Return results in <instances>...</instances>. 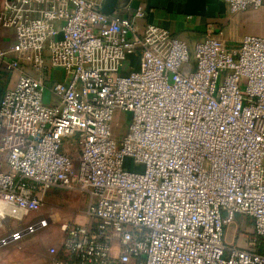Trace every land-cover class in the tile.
<instances>
[{
  "label": "built area",
  "instance_id": "obj_1",
  "mask_svg": "<svg viewBox=\"0 0 264 264\" xmlns=\"http://www.w3.org/2000/svg\"><path fill=\"white\" fill-rule=\"evenodd\" d=\"M103 4L1 0L15 40L0 66L19 76L0 95V246L48 227L59 187L85 195L89 222L60 224L53 264H264V36L211 31L190 49L140 27L143 4ZM238 215L243 246L224 240Z\"/></svg>",
  "mask_w": 264,
  "mask_h": 264
},
{
  "label": "rangeland",
  "instance_id": "obj_2",
  "mask_svg": "<svg viewBox=\"0 0 264 264\" xmlns=\"http://www.w3.org/2000/svg\"><path fill=\"white\" fill-rule=\"evenodd\" d=\"M223 10L224 21L221 22V26L227 34L233 37H242L246 34L264 36V5L258 8L248 7L236 13H232L228 6ZM217 33L219 35L220 30ZM220 36L223 39L222 35ZM57 73L58 71L54 75L56 76ZM51 97L49 89L45 88L44 102H49ZM127 117L128 115L120 116L116 112L112 125L117 132L123 133L125 131ZM118 122H121L120 127L117 125ZM129 168L133 169V166L129 165ZM41 211L45 214H55L52 223L48 227L26 236L19 242L0 246V264H36L38 257H41L47 251V248L58 246L61 236L60 224L65 219L72 218L80 223L89 222L86 215L87 198L84 194L73 190L59 187L51 188L46 195ZM252 229L251 219L238 215L225 228L224 240L227 244L236 242L238 245L243 246L245 245V238L251 234ZM35 237L45 243L41 244Z\"/></svg>",
  "mask_w": 264,
  "mask_h": 264
},
{
  "label": "crops",
  "instance_id": "obj_3",
  "mask_svg": "<svg viewBox=\"0 0 264 264\" xmlns=\"http://www.w3.org/2000/svg\"><path fill=\"white\" fill-rule=\"evenodd\" d=\"M1 3V0H0ZM143 4L149 11L144 19L138 20L142 27L146 22L165 27L170 32L187 42L190 49L201 40L207 32L220 30L224 41L229 44L239 41L222 29L223 12L227 4L218 0H133V4ZM223 10V11H224ZM220 27V29H219ZM224 33V34H223ZM239 39V40H238ZM15 40L12 28L0 26V48L9 47ZM58 77L61 75L57 73ZM18 70L7 71L0 66V95L15 85ZM1 135V133H0ZM43 213V212H42ZM55 217V214L52 213ZM36 238V237H35ZM41 244L45 243L36 238ZM59 244V243H58ZM36 264H53L52 256L47 251L38 257Z\"/></svg>",
  "mask_w": 264,
  "mask_h": 264
},
{
  "label": "water",
  "instance_id": "obj_4",
  "mask_svg": "<svg viewBox=\"0 0 264 264\" xmlns=\"http://www.w3.org/2000/svg\"><path fill=\"white\" fill-rule=\"evenodd\" d=\"M118 5V0H104V4L101 11L110 14ZM128 116H130V113H128Z\"/></svg>",
  "mask_w": 264,
  "mask_h": 264
}]
</instances>
